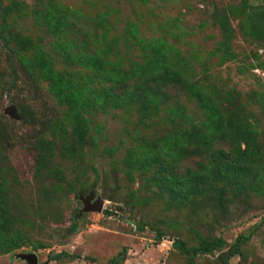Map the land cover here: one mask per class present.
I'll use <instances>...</instances> for the list:
<instances>
[{
    "label": "rangeland",
    "instance_id": "rangeland-1",
    "mask_svg": "<svg viewBox=\"0 0 264 264\" xmlns=\"http://www.w3.org/2000/svg\"><path fill=\"white\" fill-rule=\"evenodd\" d=\"M1 31L0 264H264V0H0Z\"/></svg>",
    "mask_w": 264,
    "mask_h": 264
},
{
    "label": "trees",
    "instance_id": "trees-1",
    "mask_svg": "<svg viewBox=\"0 0 264 264\" xmlns=\"http://www.w3.org/2000/svg\"><path fill=\"white\" fill-rule=\"evenodd\" d=\"M0 37H1V39H3L2 31L0 32ZM73 227H74V225L71 226V228H73ZM156 239H157V241L160 240V236L157 235ZM243 239H244L243 237L239 236V237L236 238V242L235 243H238V242H240ZM221 243H223V242L220 239H216V240H213V241H210V242H207V243H203L201 246L197 247L196 249H193L191 251V253L192 252H196V251H199L200 253L211 252L216 247V245L221 244ZM5 246L6 247H8V246L11 247V246H17V244L15 242H12V241L11 242H9V241L8 242H1L0 243V252L2 251V248L5 247ZM172 246L176 247V248H179L180 252L183 253V254H188L189 253V251H187L185 248H183L182 243L180 241H178V240H174L172 242ZM236 254H237V252L235 250L233 252V254H231V257L236 255ZM59 256H68V255L65 254L64 252H61V253L57 254L55 257H53V259H57Z\"/></svg>",
    "mask_w": 264,
    "mask_h": 264
},
{
    "label": "water",
    "instance_id": "water-1",
    "mask_svg": "<svg viewBox=\"0 0 264 264\" xmlns=\"http://www.w3.org/2000/svg\"><path fill=\"white\" fill-rule=\"evenodd\" d=\"M11 112H12V107L8 108ZM81 203H82V212H100L102 207V203L101 202H94L93 204L89 205V199L87 198H82L81 199Z\"/></svg>",
    "mask_w": 264,
    "mask_h": 264
}]
</instances>
